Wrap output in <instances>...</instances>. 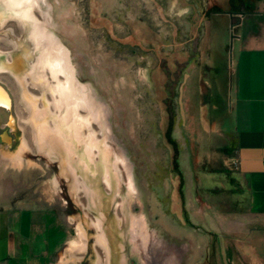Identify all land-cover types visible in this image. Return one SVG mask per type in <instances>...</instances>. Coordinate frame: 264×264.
I'll use <instances>...</instances> for the list:
<instances>
[{
  "label": "rangeland",
  "instance_id": "obj_1",
  "mask_svg": "<svg viewBox=\"0 0 264 264\" xmlns=\"http://www.w3.org/2000/svg\"><path fill=\"white\" fill-rule=\"evenodd\" d=\"M261 1L47 0L41 6L49 23L35 9L49 37L69 49L75 83L98 114L83 130L84 142L93 134L99 146L97 172L88 175L77 156L75 169L64 163L61 141L54 140L51 154L35 143L33 124L41 116L31 102L50 110L52 127L64 108L51 71L30 74L41 55L32 22L0 26V55L12 62L29 55L26 75L0 72L12 102L0 110V215L29 211L52 226L58 239L48 251L51 264H251L231 232L245 194L231 159L228 92L238 46L231 23L239 34ZM17 131L28 145L21 168L2 161L1 136L10 134L14 151ZM105 150L110 187L103 179ZM98 218L109 261L98 243Z\"/></svg>",
  "mask_w": 264,
  "mask_h": 264
},
{
  "label": "crops",
  "instance_id": "obj_2",
  "mask_svg": "<svg viewBox=\"0 0 264 264\" xmlns=\"http://www.w3.org/2000/svg\"><path fill=\"white\" fill-rule=\"evenodd\" d=\"M247 12L231 61L227 124L234 138L233 156L245 194L242 214L231 228L233 246L251 264H264V0ZM231 74V75H230ZM52 226L41 225L29 211L0 215V264H51L48 251L58 238Z\"/></svg>",
  "mask_w": 264,
  "mask_h": 264
},
{
  "label": "bare ground",
  "instance_id": "obj_3",
  "mask_svg": "<svg viewBox=\"0 0 264 264\" xmlns=\"http://www.w3.org/2000/svg\"><path fill=\"white\" fill-rule=\"evenodd\" d=\"M2 1L3 3L0 5V26L5 25L12 19L17 20L19 23L32 22L34 26V32L32 35L36 40V48H39L41 50V55L37 63L33 66L34 72L30 73L32 74V78L33 76L37 77L44 75L45 71L48 68L51 71L52 78H54L58 82V108L60 110L61 108L64 109L63 112H61V114L55 119L54 127H52L47 121L48 115H51L50 110L48 108H46L45 110H41L36 107V105H34V102H31V106L38 111V116H41L37 120L34 119L36 120L33 124L36 128V132L34 135L35 143L45 152L50 151L51 154L53 150H51L50 147L52 146L51 144L54 143V140L61 141L65 152V155H63L64 163H69L70 166L75 169L73 160L77 156V161L80 164L79 167L84 169L85 174H95L97 172V167L95 166L97 165H95L93 153L94 149L98 148L99 146L95 142L93 134H90V138L88 139V141L84 142L83 130L92 126L93 121H96L98 119V114L95 113V110L88 103V95L85 91V87L82 86L83 89H79L75 83V71L70 60L69 49L63 44L60 39H55L51 36L49 37L44 24H42L36 17L35 9L39 10L42 13L43 17L45 18V23H49V16L42 10L41 6L42 3H47V0ZM48 43L49 45H46ZM26 52L27 50L23 52V54L18 55L16 58H14L13 62L11 60H7L3 55H0V72L11 73L19 78L26 75L27 72L24 71L25 68L23 66L26 61L25 59L29 57ZM53 53L56 56V60L53 58ZM76 93H79V95H75ZM11 106L12 102L8 91H6L5 88L0 85V109H4L5 111H7L11 109ZM81 110L87 111V115H83ZM9 125L13 128L14 117L10 118ZM2 139L4 147H6L2 155L3 163L6 166L11 165L13 167L21 168V166L23 165L21 153L24 146L28 147L27 141L25 140V138H22L21 134H19V132L17 131L18 145L17 148L13 151V140L10 134L6 132L4 135H2ZM81 147H83V151L79 152V148ZM103 155L105 156V158H103L102 156L101 160V162H103V164L105 165L103 179L107 183L108 187H110L111 170L109 167L110 165H107V158L109 156L108 150H105L103 152ZM122 162H124L123 159ZM97 221L98 222L95 223V226L100 230L101 234V238H98V243L102 248H104L105 255L107 257V260L109 261V256L111 257V246L109 245V238L106 234V231L100 224L101 220L98 218ZM82 233L85 237L86 234L83 228ZM80 248L81 247H78V249ZM71 251H73V248Z\"/></svg>",
  "mask_w": 264,
  "mask_h": 264
},
{
  "label": "water",
  "instance_id": "obj_4",
  "mask_svg": "<svg viewBox=\"0 0 264 264\" xmlns=\"http://www.w3.org/2000/svg\"><path fill=\"white\" fill-rule=\"evenodd\" d=\"M236 17V15H232V18ZM235 25L233 23H231V30H232V33H231V36H232V40L234 39L235 35L233 34V29H234ZM231 70V69H230Z\"/></svg>",
  "mask_w": 264,
  "mask_h": 264
},
{
  "label": "flooded vegetation",
  "instance_id": "obj_5",
  "mask_svg": "<svg viewBox=\"0 0 264 264\" xmlns=\"http://www.w3.org/2000/svg\"><path fill=\"white\" fill-rule=\"evenodd\" d=\"M0 110L4 111V109H0ZM1 137H2V136H1Z\"/></svg>",
  "mask_w": 264,
  "mask_h": 264
}]
</instances>
